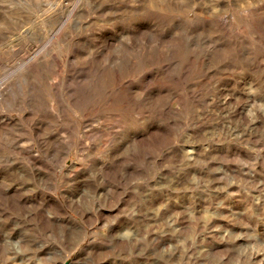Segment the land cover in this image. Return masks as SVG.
Instances as JSON below:
<instances>
[{"label":"rangeland","instance_id":"obj_1","mask_svg":"<svg viewBox=\"0 0 264 264\" xmlns=\"http://www.w3.org/2000/svg\"><path fill=\"white\" fill-rule=\"evenodd\" d=\"M0 264H264V0H0Z\"/></svg>","mask_w":264,"mask_h":264}]
</instances>
